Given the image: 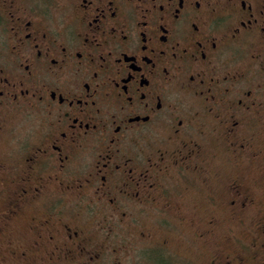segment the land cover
<instances>
[{
  "label": "flooded vegetation",
  "instance_id": "flooded-vegetation-1",
  "mask_svg": "<svg viewBox=\"0 0 264 264\" xmlns=\"http://www.w3.org/2000/svg\"><path fill=\"white\" fill-rule=\"evenodd\" d=\"M187 169L250 234L209 263L264 264V0H0V234L30 231L1 254L118 263L115 215L175 214ZM159 222L139 256L187 264Z\"/></svg>",
  "mask_w": 264,
  "mask_h": 264
},
{
  "label": "rangeland",
  "instance_id": "rangeland-1",
  "mask_svg": "<svg viewBox=\"0 0 264 264\" xmlns=\"http://www.w3.org/2000/svg\"><path fill=\"white\" fill-rule=\"evenodd\" d=\"M199 139L202 142V147L206 148L209 146L208 140L206 142L204 137L200 136ZM209 158H212L213 167L217 171L225 172L229 169H237L231 157L225 159V157L220 156V153L219 156H216L213 152ZM204 163V159H202L203 166ZM245 163H247V161L240 160L238 165L239 168L242 167L240 165ZM202 173L203 170L195 172L187 169V174L182 175V178L184 180L187 179L189 182L183 183L184 195L181 196L184 198L176 199V201H184V204L179 203L180 205H175L178 206L174 208L175 214L164 215L162 211L158 210L163 208L144 205L142 208L133 207L127 210L125 215H115L117 222L109 232V239L114 242H124L127 246L124 248V251H121L118 263H112V260H110L108 263L104 262V264H150V261L146 259L143 260L139 256L144 248L148 249V247L143 245L147 239L140 238L139 229L144 228L147 230L150 234V239H152L154 230L152 226L157 219L160 220V224L164 218L171 220V222H168V226L172 227L171 230H168V234L171 236L169 241L172 242V245L176 244V246L180 243L181 246H178V249L184 254L180 256H185L190 259L187 261L185 257H182L185 262H188L187 264H210L211 257L216 255L219 247L233 252L235 249L234 241H236L237 238L242 237V240L245 239L247 241V237H249L250 234L245 229L244 225H239L234 222V218L230 215L225 205L218 206L207 204L209 200L206 199L210 198L207 197L208 192L213 194L215 184H209L206 187L200 180ZM210 173L211 171L208 170L207 174ZM218 177L222 179V175H218ZM170 180V178H164L166 184H170ZM219 191L222 194L223 188L220 187ZM205 200L207 203L204 202ZM0 207H2V201H0ZM108 218L107 223L113 219L111 216ZM86 219L91 220L90 218ZM98 221L99 219H96L92 224L98 226ZM112 221L115 222L114 220ZM25 224L24 218L21 217L11 222V224L5 225L2 234H0V249L3 248L1 244L14 246L16 244L25 243L30 234V231L25 229ZM181 240L184 241L185 245ZM216 243H219V246H217ZM138 248L142 250L140 251ZM153 253L149 254L150 258H156L160 264H168L167 260L160 257L157 252ZM180 256H178V258H181ZM0 260L4 264L25 263L23 259L21 260L12 256L11 253H6V250L2 254L0 253ZM34 262L33 264L37 263V261ZM39 264L64 263L44 261ZM251 264L259 263L255 261Z\"/></svg>",
  "mask_w": 264,
  "mask_h": 264
}]
</instances>
